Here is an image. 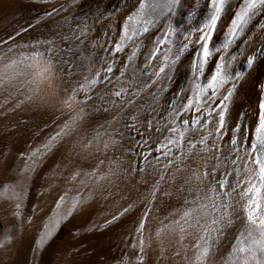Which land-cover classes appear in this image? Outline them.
<instances>
[{
  "label": "bare ground",
  "instance_id": "bare-ground-1",
  "mask_svg": "<svg viewBox=\"0 0 264 264\" xmlns=\"http://www.w3.org/2000/svg\"><path fill=\"white\" fill-rule=\"evenodd\" d=\"M261 103L264 0H0V264H241Z\"/></svg>",
  "mask_w": 264,
  "mask_h": 264
},
{
  "label": "snow or ice",
  "instance_id": "snow-or-ice-1",
  "mask_svg": "<svg viewBox=\"0 0 264 264\" xmlns=\"http://www.w3.org/2000/svg\"><path fill=\"white\" fill-rule=\"evenodd\" d=\"M219 10V9H217ZM216 17H212V22H215ZM211 27V24L209 25ZM208 36H202L201 39L207 41ZM209 55V50L207 43L203 45L202 57H207ZM195 66V65H194ZM161 72L164 71L163 68L160 69ZM90 86L94 84L89 82ZM119 95V93H116ZM228 97H225L226 100ZM260 116H259V127L257 132L260 135L257 137L256 142L250 144V152L248 153L250 157V162L254 166L252 169H246V176L244 180L237 179L236 183L231 186V190L235 191L237 187H240L242 184L244 187L239 193L242 203L241 211L243 213V218L245 220L244 230L241 232L239 238L236 242V246L233 248L234 253L246 254L243 256L241 264H264V103L259 105ZM220 125L223 126V113L220 114ZM59 135V133H57ZM55 139V137H53ZM235 143V141H233ZM35 155V153H33ZM218 187L222 190L224 196H228L229 192L223 191L226 186V178L221 179L217 182ZM215 191V190H213ZM186 203H191L186 201ZM212 211L214 213L218 212L220 208L227 210L229 207H233L228 202H221L220 204L216 203V200L213 199L212 202ZM208 208L206 204H200L199 209L193 208L191 210H185L182 214L183 218H188L193 215L196 211H205ZM227 217V211L224 214H221L219 218H213L212 225L216 227L211 228V231H219V225L222 222H225ZM227 222H231L230 219ZM179 223V221H176ZM197 223L199 220L197 219ZM143 228V221H141L137 231H140ZM184 229L181 228V231ZM48 233L47 235H50ZM211 232H209V236ZM203 238V237H202ZM143 249L141 248V251ZM210 249L205 247L200 250V254L197 257L196 264H204Z\"/></svg>",
  "mask_w": 264,
  "mask_h": 264
},
{
  "label": "rangeland",
  "instance_id": "rangeland-1",
  "mask_svg": "<svg viewBox=\"0 0 264 264\" xmlns=\"http://www.w3.org/2000/svg\"><path fill=\"white\" fill-rule=\"evenodd\" d=\"M13 183H14V184H13L12 186H15V188H14V187H13V188H14L15 190H17V192H18L20 189H22V187H23V181H22V179H20V178L18 179V178H17V180L15 179ZM15 192H16V191H15Z\"/></svg>",
  "mask_w": 264,
  "mask_h": 264
}]
</instances>
